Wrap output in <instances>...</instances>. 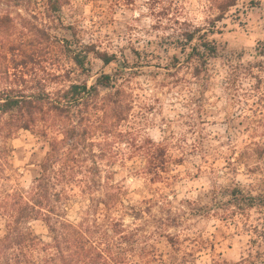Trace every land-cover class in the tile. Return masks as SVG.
Instances as JSON below:
<instances>
[{
    "label": "clouds",
    "instance_id": "1",
    "mask_svg": "<svg viewBox=\"0 0 264 264\" xmlns=\"http://www.w3.org/2000/svg\"><path fill=\"white\" fill-rule=\"evenodd\" d=\"M0 264H264V0H0Z\"/></svg>",
    "mask_w": 264,
    "mask_h": 264
}]
</instances>
